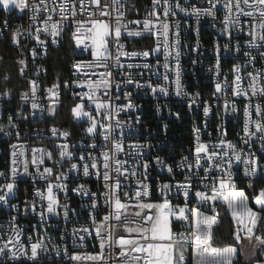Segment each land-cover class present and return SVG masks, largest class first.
I'll return each instance as SVG.
<instances>
[{
    "label": "built area",
    "instance_id": "1",
    "mask_svg": "<svg viewBox=\"0 0 264 264\" xmlns=\"http://www.w3.org/2000/svg\"><path fill=\"white\" fill-rule=\"evenodd\" d=\"M32 2L33 0H29V3ZM60 2L61 0H56V3ZM169 2L175 5L177 0H169ZM35 3L39 4V0H35ZM179 3L188 11L174 9L175 15L164 17L162 3L155 6L156 14L150 15L154 9L153 0H123L124 23L129 30L142 31L143 21L146 19L157 25L160 22L169 24L168 43L172 46L169 49L172 55L165 59V40L160 34L162 30L158 27L150 32H142L140 36H128L126 32H122L120 43L124 45V51L147 50L149 56H121L123 67H117L112 60L108 61L109 70L113 75L110 79L108 95H103L104 90L101 89L100 98L110 101L111 108L102 109L101 112L111 111L113 118L109 120L106 115H97L91 101L87 99L83 101L84 110L91 112L99 122L93 134L87 132L91 122L87 118H76L73 113V120L77 124L74 134L54 124L55 111L62 101L72 104V109L81 103L80 95L87 89L77 87L75 82L80 79L99 80V73L106 71L104 68L88 67V62L93 61L91 48L84 49L83 46L76 48L75 41L71 38V31L75 30V25L65 21V30L60 36L55 37L57 42L53 43V37L47 33L43 31L36 33L37 27H44V19L49 15L48 12H40L39 18L33 21L29 9L21 11L14 8L11 17L0 18V40L7 37L10 46L16 52L22 83V89L15 97L9 91V95H2L5 89L0 86V125L4 126V131L0 132V173H3L0 175V186L12 182V168L18 169L14 195L9 196L7 205L0 202V246L12 237L24 245V250L30 256L32 243L39 242L43 245L38 249L35 260L28 259V256L13 259L11 253L6 250L4 254H0V264H123L125 258L119 256V247L109 246L107 242L103 250V261L87 259L75 261L70 258L75 254L84 257L98 255L101 252L100 239L96 236L95 229L111 210L105 200L108 189L103 180L102 152L111 149L115 141H121L124 145L123 151L117 154V158L127 161L124 167L129 173L135 171L134 176L130 174L119 176L122 182L119 195L123 202L135 203L134 193L139 190L138 182L147 185L149 195L143 198L145 202H162V185L169 184L172 189L168 196L173 204L183 206L187 199L189 208H199L206 215H215L211 207H216L219 215L218 224L214 225V237L222 218L229 219L233 226L232 243L221 246L214 243V245L232 246L238 251V242L234 236L236 223L227 204L220 200L216 201L215 205H202L194 195L196 190L207 191L210 194L213 178L218 177L220 173L207 159L202 160L201 164L211 169L210 171H206L205 167L200 169L193 167L189 170L187 165L195 164V148L198 143L208 145L210 151L214 148L219 151V142L225 140L236 145L237 151L243 150L240 152L243 158H248L254 153L258 164L264 166V141L258 139L260 134L257 133L255 137L249 139L247 144L243 142L247 139L244 135L245 109L249 108L253 121L264 122L255 113V105L264 104V97H252L250 101L248 98L251 96L250 90L248 96L236 95L234 92L237 75L241 77V87L246 90L251 79L249 73H260L264 76V57L260 55L264 52V47L248 46L251 40L248 31L253 22L251 17L241 16L239 29L231 26L226 29L223 19L227 10L222 6L223 0L217 5L219 11L216 12L215 19L206 15L198 17L191 14L192 7H210L207 0H179ZM52 6L49 0V7ZM86 15L87 13L78 14L75 19L83 20ZM52 17L53 21L59 20V13H52ZM128 21L140 23H128ZM17 29L20 30V35L17 36L18 42L14 43L12 36ZM177 31L179 44L175 43ZM229 32L231 38L227 34ZM36 35L46 43L39 44L35 39ZM237 44L240 46L239 51L236 48ZM225 45H228L227 50ZM59 47H63L64 55L60 61V69L54 72L52 51ZM176 48L180 51L178 58L175 56ZM110 49L115 53V48L111 45ZM33 50L36 52L35 56ZM245 52H249L250 56H246ZM250 57H255L251 63H249ZM21 60L26 65L23 74L20 72ZM77 63L81 64L79 71L75 67ZM165 63H168V69L164 68ZM146 64L149 67H144ZM236 65H240L239 73L235 71ZM62 69H66V74L61 77L59 73ZM129 75L144 87L138 88L135 83L127 84ZM31 81H36L37 84L35 98L31 94ZM65 82H68V87L64 86ZM56 83H59L60 87L54 88L53 91L58 93V96H52L48 89ZM217 84L221 85L220 92L216 90ZM160 87H164L167 94L161 93ZM152 88L157 89L155 93ZM25 92L29 94L27 100L21 98L22 93ZM125 93H131L130 97L125 98ZM117 96L119 99H116ZM129 101L135 106L134 108L120 107L127 105ZM32 103L37 104L38 107L33 109ZM205 107L209 109L207 115L204 112ZM49 109H54V113H50ZM9 116L12 117L11 123L16 127L9 126ZM116 120L121 122L119 126L116 125ZM101 124L112 125L109 141L103 139L104 129L100 127ZM53 128L58 130L55 135L51 131ZM250 130L255 131L254 125H250ZM63 132L69 135L64 137ZM93 143L96 145L95 148L91 147ZM63 144H67V151L72 154L71 159L65 157L61 160L60 153L64 149L60 145ZM12 145L16 147L13 148ZM130 145H141L142 148L136 149ZM34 149H43V156ZM224 150H227L226 147ZM14 152L16 156H13ZM48 152L52 153V159H48ZM81 156L85 159L81 160ZM90 156L101 165L98 170L99 176L97 169H90L88 176L83 175L82 165L92 162ZM34 157L35 164L32 163ZM185 157L188 159L185 160ZM41 158L43 163L40 162ZM14 159L17 161L15 164H13ZM25 161L28 164L27 173L24 172ZM73 163L78 165V169L71 168ZM144 164L148 165L147 170L144 169ZM44 168L52 169L51 175L45 174L47 179L40 175ZM168 168L172 171L169 172ZM244 168L245 165L233 160L235 187L244 191L249 206L254 211L261 212L262 210L255 204V199L260 191L264 190V168L257 169L256 177L246 176ZM61 173L63 176L58 180L57 176ZM110 175L116 177L114 171L110 172ZM205 175L209 177L207 180L203 179ZM186 177L193 185L187 198L183 195V189L176 187L185 183ZM49 183L53 185L54 195L59 202L54 214L46 211L47 201H41L36 195L37 192L46 195ZM61 183L66 185V189L55 187ZM249 184H252L251 188ZM80 185L84 187L77 191ZM125 192L133 198H125ZM93 200L97 204L95 209L91 207ZM65 205L68 209L67 216H65ZM93 218L96 224H93ZM110 223L118 222L112 220ZM84 228L89 229V232L81 231ZM171 228L174 233H187V222L173 217ZM16 232L20 235L17 236ZM112 232L116 238L121 236L126 239L136 238L135 234H129L123 226L112 229ZM103 234L106 235V231ZM81 236L84 237L83 240L80 239ZM9 248L12 251L17 250L11 244ZM237 261L235 257V262ZM191 264H194L193 259ZM256 264H264V261L259 260Z\"/></svg>",
    "mask_w": 264,
    "mask_h": 264
},
{
    "label": "snow or ice",
    "instance_id": "2",
    "mask_svg": "<svg viewBox=\"0 0 264 264\" xmlns=\"http://www.w3.org/2000/svg\"><path fill=\"white\" fill-rule=\"evenodd\" d=\"M222 0H207V3L210 5L208 8H197L192 7L191 14L196 16L206 15L213 17L215 19L216 12L219 11L217 8L218 4H221ZM163 7L164 17H168L170 14L175 15L174 9H178L182 12H187L188 10L183 7L179 0L172 5L169 0H153L154 9L150 15H155V6L161 5ZM53 5L49 7V0H39V4L35 3L33 0L32 3H29V0H0V6L5 10L12 8L20 9H29L32 13L31 19L33 21L39 18L40 12H48L49 15L44 19V27L36 28V33L45 32L48 35L53 37V43H56L55 37L60 36L61 32L64 31V22L70 21L75 25V30L71 31V38L75 41L76 48L84 49L91 48V55L93 61L88 62L89 68H104L106 71L100 72L99 80H77L76 86L80 88H86L87 91L80 95L81 103L77 104L73 109V116L76 118L87 117L88 121L91 122L90 126L87 128L89 134H93L99 123L95 116L91 112L84 110L85 105L83 101L85 99L91 101L95 106L97 115H106L109 120H111L112 113L107 111L106 113L101 112L102 109H110V101H105L100 98L101 89H103V95H108V89L110 85V79L112 77V72L109 70V60H112L117 67H123L121 64V56L124 57H137L143 56L148 57L149 51H124V45L120 43L122 32H126L128 36H140L142 32H150L153 28H159L162 30L160 32L163 35L165 43V59L167 60L168 56L172 55V52L169 50L172 46L168 43L169 37V24L167 22H160L159 25L153 23L150 20L143 21V29L141 30H129L127 24L124 23V11H123V0H61L60 3H56V0H51ZM77 4L79 7H77ZM43 5V7H41ZM222 6L227 10L223 19V23L226 27L228 26L238 28L241 24V16L251 17L252 23L248 31V35L251 37V40L248 42V46L255 48L264 47V0H223ZM59 13V20L53 21L52 13ZM87 13L85 19L76 20L75 17ZM108 18V19H104ZM157 19H159L157 17ZM128 23L139 24V21H128ZM7 25V21H5ZM242 30V29H241ZM31 35V32L29 33ZM229 38H231V33H227ZM20 35V30L17 29L12 36L13 42L17 43V36ZM177 36L176 44H179V32L175 33ZM37 42L41 45H44L46 41L40 39L39 35L35 36ZM110 45L115 48V53L110 49ZM225 50H227L228 45H225ZM239 44L236 48L239 51ZM159 50L158 47L156 49ZM217 52H219V46H217ZM36 55L35 50H33V56ZM180 51L178 48L175 49V56L178 58ZM246 56H250L249 52H245ZM260 55L264 57V52H261ZM255 57H250L249 63L254 60ZM22 67L20 68L21 74L25 71V62L20 61ZM77 71H79L81 64L77 63L75 65ZM132 67V65H129ZM144 67H149V65H144ZM168 63L164 64V68L168 69ZM235 71L239 73L240 65L235 66ZM76 73H74L75 75ZM95 75V73H93ZM87 75V73H85ZM251 79L248 84V89L241 87V77L237 75L235 77V89L234 92L236 95L248 96V91L250 90L251 96L248 97L251 101L252 97L261 96L264 97V76H261L260 73H249ZM8 79L7 76L4 78ZM167 79V76H165ZM127 84H136V87L142 88L144 85L140 84L138 81H134L131 75L128 76ZM179 84V80H177ZM31 94L35 98L37 84L36 81H31ZM65 87H68V82H65ZM59 83L53 85L52 88L48 89V92L52 96H58V93L54 92V88H59ZM119 87V85H117ZM156 88H152L153 93L156 92ZM217 92L221 91V85L217 84ZM159 91L161 93L167 94V90L164 87H160ZM179 95L180 92L178 91ZM2 95L7 96L9 92L7 89L2 93ZM131 93H125V98L130 97ZM21 98L27 100L29 94L27 92L22 93ZM116 99H119L117 96ZM37 104L32 103V108H37ZM120 107L124 108H134L135 106L129 101L127 105H122ZM227 107V105H226ZM235 110V109H233ZM50 113H54V109H49ZM209 109L204 108V112L207 115ZM255 113L257 116H260L264 120V104L257 103L255 105ZM245 124H244V135L247 139H244V143L247 144L249 139L255 137L259 133L258 139L264 141V122L253 121L251 118V112L249 108L245 109ZM12 117L9 116V126L16 127L11 123ZM120 121L116 120V125H120ZM250 125H254L255 131L250 130ZM100 127L104 129L102 132L103 139L109 141L110 136L112 135V125L107 126L101 124ZM167 127V125H165ZM4 131V126L0 125V132ZM52 133L55 135L58 130L56 128L51 129ZM18 135V134H17ZM64 137H67L69 134L63 132ZM220 150H209L208 145L204 143H198L195 148V164H189L187 167L191 170L193 167L200 169L205 167L206 171H210L207 166L202 165L201 161L207 159V161L217 170L220 175L213 178L214 183L210 185V194L207 191L196 190L194 195L198 201L203 204L215 205L216 201H224L228 208L231 210V216L233 221L236 223V229L234 232L235 240L239 243L241 239L249 241L253 246H264V232H257L258 222L264 221V190L260 191L259 196L255 199V204L262 210L261 212L254 211L253 208L249 206L248 197L245 195L244 191L237 190L233 180V160L237 163H242L245 165L244 174L250 177L257 176V169L264 168L258 164L255 154L251 153L248 158H243L240 154L241 151H237V146L232 144L230 141L221 140L219 142ZM13 148L16 145H12ZM64 151H61L60 156L61 160L65 157L71 159V153L67 151V144L60 145ZM91 147L95 148L96 145L93 143ZM130 147L140 149L141 145H130ZM226 147L227 150H224ZM124 145L121 141H115L113 147L108 151L102 152V167L103 180L105 181V187L108 189L107 194L105 195L106 203L110 206V212L108 215L103 217V221L100 226H98L96 231V236L100 239V249L101 252L98 255L84 256L81 257L79 254L72 255L70 258L75 261H80L81 259L87 260H104L103 250L105 248L106 242L109 246L115 247L118 246L120 249L119 256L125 258L123 264H184L186 259V245L189 241L194 245V264H234L237 249L232 246L219 247L214 245V225L218 224L217 216L219 213L216 210V207H211V211L215 215H206L199 208H189L187 199L183 206L173 204L169 199L168 193L171 192L172 186L169 184L162 185L161 195L163 197L162 202L159 203H149L144 201V197L149 195L147 185L141 184L138 182L139 190L135 191L134 199L135 203L129 204L122 201L119 192L122 188V182L119 179L121 175H135V171L131 173L128 172V169L124 167L127 164V161H122L117 158V154L122 152ZM36 152H40L43 156V149H34ZM231 153V154H230ZM17 154L14 152L13 156ZM48 159H52V153H47ZM90 159L91 156L89 157ZM81 160H84L85 157L81 156ZM185 160L188 158L185 157ZM17 161L14 159L13 164ZM43 163V159L40 160ZM158 162H160L158 160ZM33 164L36 163V158H33ZM60 163V161H56ZM162 163V162H161ZM100 164L96 162L95 159H92V162L84 163L82 165V171L84 176L90 175V169H97V175L99 176ZM183 166V165H182ZM144 169L147 170L148 165H143ZM72 169H78V165L73 163L71 165ZM28 164L25 161L24 163V172L27 173ZM114 171L116 177L110 175V172ZM168 171L171 172L172 169L168 168ZM18 172V169L12 168V182L5 183L0 186V202H3L5 205L8 204L9 196L14 195L15 187V177ZM51 175V168H44L43 172L40 173L41 177L47 179L45 175ZM3 175V173H0ZM63 176V173L60 176H57L59 180ZM209 177L205 175L203 179L207 180ZM113 181V183H108ZM55 187L60 189H66V185L57 184ZM83 185H80L77 191L83 189ZM178 189H183V195L185 198L189 196V192L193 189V185L189 182V178L186 177V182L176 186ZM249 187H252V184H249ZM85 194H87L85 192ZM37 196L41 201L46 200L47 206L46 211L49 214L56 213L59 202L57 197L53 192V185L51 183L47 186V194L43 192H37ZM93 196L95 194H92ZM125 198H133L129 196V193H124ZM97 206L96 201L93 200L91 207L95 209ZM13 207H16L13 205ZM132 209V211H130ZM65 216H67V206H64ZM33 211H35V206L33 205ZM43 215V213H41ZM176 220L185 221L189 223V229L187 233L180 232L174 233L171 228V218ZM123 218V219H122ZM14 219V218H13ZM116 221L117 224H111L110 221ZM93 224H96L95 218H93ZM123 226L124 229L129 234H135L136 238H124L123 236L116 238L113 235L112 229ZM261 228H264V224L259 225ZM81 231L89 232V229L84 228ZM106 231V235L103 234ZM16 235L19 236L20 233L16 232ZM31 241V237L28 238ZM81 240L84 239L83 236L80 237ZM9 244L16 247V251H12L9 248ZM43 247L42 243H32L31 244V254L28 256L27 251L24 250V245L19 242V240H14L12 237H9L8 241L0 246V254H4L7 250L11 253L13 259H19L21 256H28V259L35 260L38 256V249Z\"/></svg>",
    "mask_w": 264,
    "mask_h": 264
},
{
    "label": "trees",
    "instance_id": "3",
    "mask_svg": "<svg viewBox=\"0 0 264 264\" xmlns=\"http://www.w3.org/2000/svg\"><path fill=\"white\" fill-rule=\"evenodd\" d=\"M12 15L13 11L7 12L0 8V18L11 17ZM62 50L63 47H59L56 50L52 51V71L54 70V72H57L60 69V61L62 56L64 55V53H62ZM65 74L66 69H62L59 73L61 77ZM5 76L8 77L7 80L4 79ZM0 86L4 89H7L14 97L17 96L22 89V83L19 77L18 58L16 52L10 46L7 37L0 40ZM72 106V104H68L65 101H62L60 106L55 111L54 124L60 125L65 130L72 131L73 133L77 127V124L73 120ZM237 189H239V187H237ZM260 224H264V221L258 222V233L264 232V228H261L259 226ZM232 231L233 226L231 221L226 217H223L220 222V226L215 231L214 243L220 246L232 243ZM185 256L186 259L184 261V264H191L192 251L190 247H186ZM236 260L238 261L234 264H241L240 257Z\"/></svg>",
    "mask_w": 264,
    "mask_h": 264
},
{
    "label": "rangeland",
    "instance_id": "4",
    "mask_svg": "<svg viewBox=\"0 0 264 264\" xmlns=\"http://www.w3.org/2000/svg\"><path fill=\"white\" fill-rule=\"evenodd\" d=\"M4 11L10 12L14 8L5 10L2 6H0ZM18 12V10H16ZM87 118V117H80ZM239 190V189H237ZM194 256V245L192 247V259ZM240 257L241 264H256L260 259L264 261V246H253V244L249 243V241L245 239H241L238 243V251L236 253V259Z\"/></svg>",
    "mask_w": 264,
    "mask_h": 264
},
{
    "label": "bare ground",
    "instance_id": "5",
    "mask_svg": "<svg viewBox=\"0 0 264 264\" xmlns=\"http://www.w3.org/2000/svg\"><path fill=\"white\" fill-rule=\"evenodd\" d=\"M236 189H237V187H236ZM188 229H189V223L187 222V231H188ZM186 247H190L191 251H192V247H193L192 242H188V245H186Z\"/></svg>",
    "mask_w": 264,
    "mask_h": 264
},
{
    "label": "water",
    "instance_id": "6",
    "mask_svg": "<svg viewBox=\"0 0 264 264\" xmlns=\"http://www.w3.org/2000/svg\"><path fill=\"white\" fill-rule=\"evenodd\" d=\"M249 188H251V187H249Z\"/></svg>",
    "mask_w": 264,
    "mask_h": 264
}]
</instances>
